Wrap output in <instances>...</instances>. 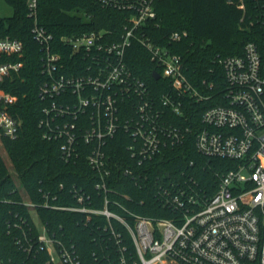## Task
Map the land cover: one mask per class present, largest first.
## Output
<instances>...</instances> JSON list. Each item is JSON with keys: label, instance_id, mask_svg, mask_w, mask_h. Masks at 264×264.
<instances>
[{"label": "built area", "instance_id": "built-area-1", "mask_svg": "<svg viewBox=\"0 0 264 264\" xmlns=\"http://www.w3.org/2000/svg\"><path fill=\"white\" fill-rule=\"evenodd\" d=\"M159 1L97 0L103 7L128 12L130 24L117 42L102 31L64 37L62 53L79 62L71 69L63 54L54 52L53 35L39 24L38 1L29 0L32 35L44 52L47 78L39 88L45 102L39 121L43 139L60 143L66 164L85 159L95 179L92 192L61 184L62 193L41 190L40 202L24 194L31 221L22 218L9 229L18 231L15 244L26 257L0 255V264H28L43 254L46 264H264V51L249 42L242 55L219 59L223 85L206 80L195 85L181 55L146 35ZM255 1L264 8V0ZM240 2L244 8V0ZM187 37V32H174L167 43ZM133 41L157 65L160 71L154 72L169 82L159 98L126 63ZM23 50L20 40L0 39V58L21 57ZM21 67L0 61V139H16L22 128V121L11 114L15 99L3 88ZM193 102L212 104L202 112L200 128L189 124L191 112H196ZM119 131L129 136L133 163L128 166L108 152ZM190 134L200 155L235 164L218 177L212 196L193 178L168 176L152 183L142 170L165 150L183 145ZM123 179L140 190L153 189L171 218L134 210L145 201L122 192L121 186L128 188ZM39 208L80 215L77 224L89 230L101 252L94 250L91 261L83 259L65 232L59 234L41 220Z\"/></svg>", "mask_w": 264, "mask_h": 264}, {"label": "trees", "instance_id": "trees-1", "mask_svg": "<svg viewBox=\"0 0 264 264\" xmlns=\"http://www.w3.org/2000/svg\"><path fill=\"white\" fill-rule=\"evenodd\" d=\"M4 1L13 8V16L0 17V39L20 40L24 50L21 57L0 58L4 62L22 63L19 73L3 87L15 99L11 114L22 121V128L16 139H0V255L23 259L26 255L15 244L18 231L13 228L10 231L9 225L19 223L22 218L31 221V214L23 205L24 194L32 201L40 202L41 190L62 193L61 184L85 187L92 192L95 174L85 159L64 163L60 143L43 139L39 121L45 102L39 96V88L47 80L42 72L44 52L32 35L34 19L29 16V0ZM37 1L38 21L53 35L54 52L62 53L64 37L84 33L107 32V39L117 42L130 24L128 12L103 7L97 0ZM244 5L243 8L240 0H233L232 3L227 0H160L155 5L157 17L147 23L149 30L146 35L155 43L165 44L181 55L186 75L192 83L198 85L206 80L221 86L225 78L219 59L242 55L249 42H255L264 51V8L255 0H244ZM174 32H187L188 37L169 45L167 41ZM64 60L67 68L71 69L79 63L68 61L66 56ZM126 63L149 86L155 98L168 89L167 80L153 78L154 71L159 69L135 41L127 50ZM209 105H212L211 102L191 103V110H196L190 114L191 126L201 127L202 112ZM129 142V136L119 131L109 143L110 156L125 166L133 163L127 151ZM234 165L233 161L208 159L200 155L195 147L194 134H190L183 145L165 150L163 155L142 170L148 172L152 183L157 178L167 179L168 176L181 181L193 178L200 190L212 196L218 187V177ZM122 182L128 187L121 186L122 192L133 196L136 201H145L144 206L134 208L138 213L171 218L169 213L163 212L165 209L159 204L153 189L140 190L128 179ZM37 213L51 230L59 234L65 232L66 240L77 244L83 259L91 261L94 250L101 252L89 230L77 224L80 215L43 208L37 209ZM45 258L43 254L37 260L29 259L28 264H46L43 262Z\"/></svg>", "mask_w": 264, "mask_h": 264}, {"label": "rangeland", "instance_id": "rangeland-1", "mask_svg": "<svg viewBox=\"0 0 264 264\" xmlns=\"http://www.w3.org/2000/svg\"><path fill=\"white\" fill-rule=\"evenodd\" d=\"M13 16V8L11 6H9L4 0H0V17L2 18H9ZM8 166L11 165L10 161H7ZM17 184L20 187V189L22 190V186L20 184V181L17 179ZM22 194H24L22 192Z\"/></svg>", "mask_w": 264, "mask_h": 264}, {"label": "water", "instance_id": "water-1", "mask_svg": "<svg viewBox=\"0 0 264 264\" xmlns=\"http://www.w3.org/2000/svg\"><path fill=\"white\" fill-rule=\"evenodd\" d=\"M229 3H232L233 2V0H227ZM153 78L155 79V80H160L161 79V76H160V74L158 73V72H154L153 73Z\"/></svg>", "mask_w": 264, "mask_h": 264}]
</instances>
